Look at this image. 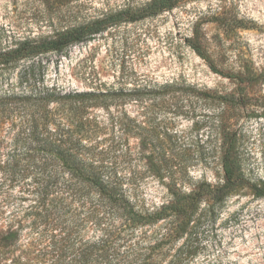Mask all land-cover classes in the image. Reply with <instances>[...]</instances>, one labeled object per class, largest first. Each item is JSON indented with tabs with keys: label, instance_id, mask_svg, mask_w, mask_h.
Listing matches in <instances>:
<instances>
[{
	"label": "rangeland",
	"instance_id": "1",
	"mask_svg": "<svg viewBox=\"0 0 264 264\" xmlns=\"http://www.w3.org/2000/svg\"><path fill=\"white\" fill-rule=\"evenodd\" d=\"M152 1L0 0V52L116 20L61 53L10 64L0 71V91L40 65L37 83L114 93L108 108L92 112L99 157L151 207L169 202L172 191L222 186L231 152L243 185L223 203L203 202L178 246L195 251L184 264H264V197L255 192L264 185V0H179L132 22Z\"/></svg>",
	"mask_w": 264,
	"mask_h": 264
},
{
	"label": "trees",
	"instance_id": "2",
	"mask_svg": "<svg viewBox=\"0 0 264 264\" xmlns=\"http://www.w3.org/2000/svg\"><path fill=\"white\" fill-rule=\"evenodd\" d=\"M178 1L153 0L131 21L169 11ZM112 18L0 52V71L24 59L61 53L105 31L116 22ZM192 48L217 70L199 45ZM39 67L32 65L17 86L0 91V136L5 132L0 140V264L188 262L193 246L178 244L193 233L202 203H223L243 185L231 152L223 156L222 186L172 191L169 202L148 206L129 193L119 175H110L99 157L92 112L108 108L115 94L37 83L34 71ZM15 187H20L17 193ZM255 188L256 196L264 197V185Z\"/></svg>",
	"mask_w": 264,
	"mask_h": 264
}]
</instances>
